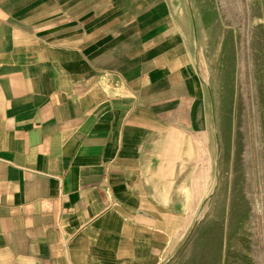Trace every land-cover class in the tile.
Wrapping results in <instances>:
<instances>
[{"label": "crops", "instance_id": "obj_1", "mask_svg": "<svg viewBox=\"0 0 264 264\" xmlns=\"http://www.w3.org/2000/svg\"><path fill=\"white\" fill-rule=\"evenodd\" d=\"M179 1L0 0V264H160L197 222L224 129Z\"/></svg>", "mask_w": 264, "mask_h": 264}, {"label": "rangeland", "instance_id": "obj_2", "mask_svg": "<svg viewBox=\"0 0 264 264\" xmlns=\"http://www.w3.org/2000/svg\"><path fill=\"white\" fill-rule=\"evenodd\" d=\"M200 75L212 93L220 154L197 191V222L160 264H264V0H180ZM215 155V154H214Z\"/></svg>", "mask_w": 264, "mask_h": 264}, {"label": "bare ground", "instance_id": "obj_3", "mask_svg": "<svg viewBox=\"0 0 264 264\" xmlns=\"http://www.w3.org/2000/svg\"><path fill=\"white\" fill-rule=\"evenodd\" d=\"M211 193H212V192H211ZM211 193L208 194V195L205 197V203L203 204V206L201 207V209H200L199 212L197 213V221H198L199 219H201L202 216H203V214L205 213V211H206V206H207V204H208V202H209V199H210V197H211ZM203 217H204V216H203Z\"/></svg>", "mask_w": 264, "mask_h": 264}]
</instances>
